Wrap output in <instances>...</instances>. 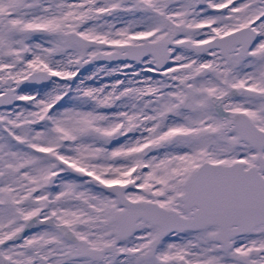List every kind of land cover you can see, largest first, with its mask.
Wrapping results in <instances>:
<instances>
[{"label":"snow or ice","instance_id":"obj_1","mask_svg":"<svg viewBox=\"0 0 264 264\" xmlns=\"http://www.w3.org/2000/svg\"><path fill=\"white\" fill-rule=\"evenodd\" d=\"M0 264H264V0H0Z\"/></svg>","mask_w":264,"mask_h":264}]
</instances>
